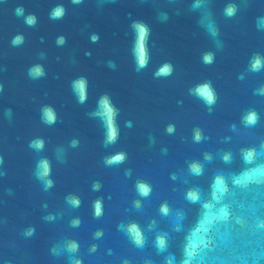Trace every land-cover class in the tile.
<instances>
[{
  "label": "water",
  "instance_id": "1",
  "mask_svg": "<svg viewBox=\"0 0 264 264\" xmlns=\"http://www.w3.org/2000/svg\"><path fill=\"white\" fill-rule=\"evenodd\" d=\"M196 2L0 0V264H264V174L257 171L264 170V95L258 94L264 69L249 71L251 58L264 56V30L257 28L264 0H203L194 8ZM230 3L237 14L226 18ZM57 5L66 14L52 20ZM17 7L37 17L34 27L15 15ZM206 14L217 37L200 22ZM134 22L150 29V61L140 71L132 54ZM16 35L24 42L13 46ZM206 52L215 54L211 65L203 63ZM164 63L173 74L155 77ZM37 64L46 75L32 79L28 70ZM80 77L88 82L83 104L71 87ZM206 81L218 97L211 109L189 92ZM103 95L118 109L119 136L108 146L104 123L93 115ZM45 105L55 110V124L42 121ZM253 110L259 121L249 127L243 117ZM37 138L45 141L39 153L29 147ZM250 149L256 155L248 162ZM118 152L127 155L123 163L105 164ZM41 158L52 165L54 186L47 191L35 176ZM194 162L201 175L190 172ZM138 182L151 186L149 196L139 195ZM190 190L199 192L195 203L186 198ZM71 196L79 207L68 203ZM96 200L103 204L99 217ZM165 204L168 215L160 211ZM131 223L143 231L142 247L121 227ZM158 236L166 239L164 250ZM70 242L77 251H68Z\"/></svg>",
  "mask_w": 264,
  "mask_h": 264
},
{
  "label": "clouds",
  "instance_id": "2",
  "mask_svg": "<svg viewBox=\"0 0 264 264\" xmlns=\"http://www.w3.org/2000/svg\"><path fill=\"white\" fill-rule=\"evenodd\" d=\"M83 0H72L73 4H80ZM203 3V0H197L196 4L193 5L194 8H199ZM237 6L234 3L228 4L223 11V14L226 18H233L237 14ZM25 10L23 7H17L15 9V15L16 16H24V22L29 27H34L37 23V17L34 14H29L27 16L24 15ZM66 14V9L63 5H57L55 6L52 11L50 12V19L52 20H60L62 19ZM201 24L205 29L208 31V33L213 36L217 37L219 35V29L216 27L214 21L211 19L210 14H206L201 19ZM132 28L135 33V39L132 47V54L135 59L136 64V70L140 71L142 69H146L149 65L150 61V53L148 48V39L150 34V29L147 25H145L142 22H134L132 24ZM257 28L260 30H264V17H260L257 20ZM93 42H96L99 37L97 35H93L91 37ZM24 42V37L22 35H16L12 39L13 46H18ZM65 43V37L60 36L57 39V44L63 45ZM217 43H219L217 41ZM215 54L213 52H206L203 54L202 60L205 65H211L214 62ZM114 66V65H112ZM262 69H264V56H261L259 54L254 55L249 64V71L250 72H260ZM174 68L171 63H164L162 64L155 72L154 76L157 78H167L173 74ZM28 75L32 79H37L40 77H43L46 75L45 69L42 65L37 64L28 70ZM240 79H243V75L239 77ZM72 91L78 98V102L80 104H83L87 98H88V82L86 78L80 77L78 79H75L71 83ZM3 90V85H0V91ZM189 92L191 95H194L198 99H200L205 106H207L209 109L212 108L213 105L217 102V93L215 89L212 86L211 81H206L203 83H199L195 85L194 87L189 89ZM258 94L264 95V88L258 89ZM93 115L98 116L102 119L104 126L106 128V138L104 141V145L108 146L111 144H115L118 136H119V127L117 124V116H118V109L115 107V105L112 103L111 98L108 95H103L99 98L97 101V109L93 113ZM41 118L42 121L47 125H52L56 123L57 116L55 110L50 105H45L41 109ZM259 121V115L256 111H249L247 114L243 117V122L246 126H255ZM175 131V125L170 124L167 127L168 133H173ZM203 134L199 128L194 130V140L196 142H199L203 139ZM79 144V141L73 140L71 141V147L75 148ZM29 147L33 148L36 152H42L45 149V141L42 138L34 139L30 142ZM58 151H63L62 149H58ZM256 155V152L254 149L247 150L244 153V158L246 161L251 162ZM127 159V155L124 152H118L115 155L109 156L105 159V164L111 166V165H117L123 163ZM206 159H211L210 156H207ZM224 159L227 161L230 159V156L226 155ZM3 163V158L0 157V164ZM189 170L193 175H201L203 171V167L200 163L194 162L189 166ZM260 174H264V170H257ZM52 173V165L49 159L47 158H41L38 160L35 170V176L38 180H40L44 185V190L47 191L48 189L52 188L54 186V180L51 178ZM223 179L217 178L216 180V188L218 190H222L223 186ZM94 190H98L100 188V184L96 183L93 186ZM137 191L140 196L147 197L150 195L152 189L151 186L144 183V182H138L136 185ZM186 198L190 202H197L199 200V192L198 190H190L186 194ZM68 199V203H70L73 207H79L80 200L76 196H71ZM136 207H140V202L136 201ZM161 213L163 215L169 214V208L168 206L162 205L160 209ZM94 212L95 216L99 217L103 214V204L101 200H96L94 202ZM223 215H227V212L225 209L221 210ZM52 217H48V219H51ZM74 225H79L80 221L75 220ZM127 234L130 236L132 241L139 247H142L145 238L143 231L141 230L140 226L136 223H131L129 225L121 226ZM35 233L34 228H29L26 232V235H33ZM99 235V233H97ZM157 247L160 250H164L166 247V239L163 236L157 237ZM78 245L75 242H70L67 246L68 251L75 252L78 249ZM55 252L56 250L53 249ZM191 255V254H189ZM76 264H79V261L76 262ZM185 264H189V261L186 260Z\"/></svg>",
  "mask_w": 264,
  "mask_h": 264
}]
</instances>
